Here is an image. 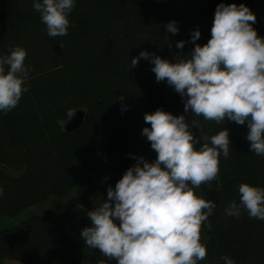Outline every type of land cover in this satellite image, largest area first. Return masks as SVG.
<instances>
[{
    "label": "trees",
    "instance_id": "trees-1",
    "mask_svg": "<svg viewBox=\"0 0 264 264\" xmlns=\"http://www.w3.org/2000/svg\"><path fill=\"white\" fill-rule=\"evenodd\" d=\"M220 3L249 7L256 16L252 26L264 37V0H75L63 37L47 35L33 0H0V55L22 47L31 68L28 91L11 111L0 112V214L16 217L76 189L61 214L48 209L0 230V264H116L85 246L81 231L91 226L86 213L107 199V188L152 150L141 133L150 128L144 115L157 109L185 115L197 150L202 137L229 130L230 154L221 153L219 176L200 186L216 204L204 222L207 257L211 264H224L225 255L235 264H264V221L243 209L239 218L225 214L232 201L239 203L241 183L264 188V157L250 151L247 124H217L185 113L184 98L156 81L150 60L141 58L131 68L141 51L173 63L187 58L195 44L211 38ZM171 21L179 29L174 36L167 32ZM197 29L201 36L193 43ZM179 41H185L183 53ZM79 109L85 111L82 126L66 131L60 122ZM194 119L199 127L192 126Z\"/></svg>",
    "mask_w": 264,
    "mask_h": 264
},
{
    "label": "clouds",
    "instance_id": "clouds-1",
    "mask_svg": "<svg viewBox=\"0 0 264 264\" xmlns=\"http://www.w3.org/2000/svg\"><path fill=\"white\" fill-rule=\"evenodd\" d=\"M75 0H33V8L46 25L49 37L68 34L69 14ZM255 14L244 4L217 5L211 38L195 44L187 58L175 62L141 51L132 57L135 68L141 58L150 60L157 82L166 81L184 98L185 113L224 124L230 120L249 129L250 151L264 157V37L253 28ZM173 36L175 21L167 24ZM201 36L197 29L191 42ZM185 41L176 47L183 53ZM27 51L11 49L0 55V112L15 108L24 92L30 67ZM7 66V70L6 67ZM123 100V96L119 97ZM73 115L71 110L68 113ZM149 127L142 135L157 154L153 162L143 156L123 174L115 187L107 188V199L86 213L91 226L81 231L85 246L98 250L116 264H198L207 260L202 227L216 204L198 195L196 189L220 174V156L230 154L229 130L204 136L199 143L185 115L157 109L144 115ZM193 127H199L192 120ZM239 203L232 201L225 214L239 218L241 210L250 218L264 221V188L241 183ZM3 188L0 187V196ZM224 264H235L229 256ZM105 264V261H100Z\"/></svg>",
    "mask_w": 264,
    "mask_h": 264
},
{
    "label": "rangeland",
    "instance_id": "rangeland-1",
    "mask_svg": "<svg viewBox=\"0 0 264 264\" xmlns=\"http://www.w3.org/2000/svg\"><path fill=\"white\" fill-rule=\"evenodd\" d=\"M169 1V0H164ZM60 125L64 127L65 121H61ZM17 174V173H13ZM76 196V189H72L65 197L63 198H55L54 196L49 197L45 201L29 207L28 209L24 210L20 215L16 217H9L6 215L0 214V230L6 229V228H13L17 225H20L21 222L35 214H43L48 209H54L56 213L59 215L61 214L64 209L69 206L75 199ZM5 264H24L20 261L6 259Z\"/></svg>",
    "mask_w": 264,
    "mask_h": 264
},
{
    "label": "water",
    "instance_id": "water-1",
    "mask_svg": "<svg viewBox=\"0 0 264 264\" xmlns=\"http://www.w3.org/2000/svg\"><path fill=\"white\" fill-rule=\"evenodd\" d=\"M84 117H85V111L83 109H79L77 111H75L73 113L72 116H70V118L65 122L64 125V129L66 131H75L77 129H79L84 121ZM157 154L155 153V151H147L144 154V158L145 160H147L148 162H153L156 159ZM196 192L198 195H201L204 199H205V195L203 193V191L200 189H196ZM202 236H203V243L206 244V246H208L209 242H210V235L208 234V232L205 230L204 228V224L202 227ZM198 264H211L209 258L207 257V260L205 261H200L198 262Z\"/></svg>",
    "mask_w": 264,
    "mask_h": 264
}]
</instances>
